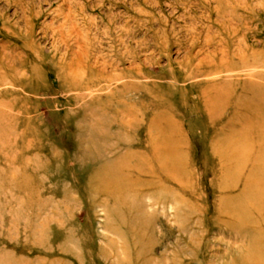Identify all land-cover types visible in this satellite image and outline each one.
Wrapping results in <instances>:
<instances>
[{"label": "rangeland", "instance_id": "rangeland-1", "mask_svg": "<svg viewBox=\"0 0 264 264\" xmlns=\"http://www.w3.org/2000/svg\"><path fill=\"white\" fill-rule=\"evenodd\" d=\"M0 264H264V0H0Z\"/></svg>", "mask_w": 264, "mask_h": 264}, {"label": "bare ground", "instance_id": "bare-ground-1", "mask_svg": "<svg viewBox=\"0 0 264 264\" xmlns=\"http://www.w3.org/2000/svg\"><path fill=\"white\" fill-rule=\"evenodd\" d=\"M41 250V249H40ZM41 251H43L44 253L46 252V251H44V250H41Z\"/></svg>", "mask_w": 264, "mask_h": 264}]
</instances>
